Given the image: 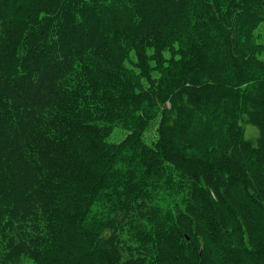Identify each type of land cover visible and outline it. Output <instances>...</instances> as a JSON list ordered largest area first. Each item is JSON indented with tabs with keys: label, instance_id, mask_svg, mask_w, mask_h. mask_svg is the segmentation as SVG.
<instances>
[{
	"label": "trees",
	"instance_id": "16d2710c",
	"mask_svg": "<svg viewBox=\"0 0 264 264\" xmlns=\"http://www.w3.org/2000/svg\"><path fill=\"white\" fill-rule=\"evenodd\" d=\"M263 28L264 0H0V264H264Z\"/></svg>",
	"mask_w": 264,
	"mask_h": 264
},
{
	"label": "rangeland",
	"instance_id": "374dc122",
	"mask_svg": "<svg viewBox=\"0 0 264 264\" xmlns=\"http://www.w3.org/2000/svg\"><path fill=\"white\" fill-rule=\"evenodd\" d=\"M261 33H262V36H263V40H264V28H263V30H261ZM248 128L250 127V126H247ZM246 132H247V134L248 135H250L251 133H253V131L249 128V129H247L246 130ZM123 136V133L122 132H117L116 134H115V138L118 140V139H120L121 137Z\"/></svg>",
	"mask_w": 264,
	"mask_h": 264
}]
</instances>
